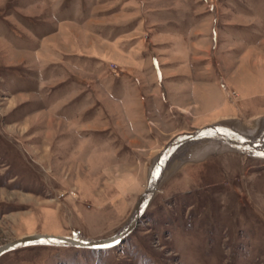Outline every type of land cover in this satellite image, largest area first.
<instances>
[{"label": "rangeland", "instance_id": "374dc122", "mask_svg": "<svg viewBox=\"0 0 264 264\" xmlns=\"http://www.w3.org/2000/svg\"><path fill=\"white\" fill-rule=\"evenodd\" d=\"M263 114L264 0H0V245L109 237L171 136ZM180 162L117 245L0 264H264V159Z\"/></svg>", "mask_w": 264, "mask_h": 264}, {"label": "water", "instance_id": "95a60500", "mask_svg": "<svg viewBox=\"0 0 264 264\" xmlns=\"http://www.w3.org/2000/svg\"><path fill=\"white\" fill-rule=\"evenodd\" d=\"M214 141L250 157L264 159V114L257 118V127L252 133H243L231 125L221 122L195 127L174 134L163 145L150 168L143 192L138 197L127 221L109 237L101 239H77L75 236H55L35 233L25 235L0 245V255L15 248L32 244H56L83 248H111L132 232L140 217L153 199L171 157L184 145L201 141Z\"/></svg>", "mask_w": 264, "mask_h": 264}, {"label": "bare ground", "instance_id": "6f19581e", "mask_svg": "<svg viewBox=\"0 0 264 264\" xmlns=\"http://www.w3.org/2000/svg\"><path fill=\"white\" fill-rule=\"evenodd\" d=\"M221 123H223V122H221ZM224 124H227V125L229 124V125L233 126L235 129H237L238 131L243 132V133H245V132L252 133V132L255 131V129L257 127V120L254 122L253 127H251L250 129H247V130H242L235 123H232L230 121L227 122V123H224ZM204 147H212L213 152H217V151H220L221 152V151H224V150H226V151L227 150H232V151L237 152L236 150L230 149V148H228V147H226L224 145H219L217 142L207 141V140L201 141V142L196 143V144H187V145H184L181 148H179V150L169 160V162H168V164L166 166V169H165L163 178H165V176L167 174H169L173 170V168L175 167V165H176V168H177L179 166V164L181 163L180 162L181 160L184 161V160L193 159L194 156H195V154H198L201 151V149H203ZM237 153H239V152H237ZM182 163L184 164V162H182ZM75 237L77 239L81 238L80 236H75ZM87 249H93V250H95V249H108V248H89V247H87Z\"/></svg>", "mask_w": 264, "mask_h": 264}]
</instances>
